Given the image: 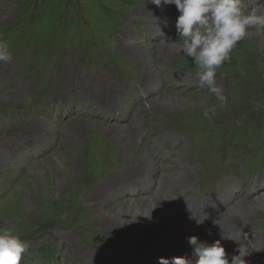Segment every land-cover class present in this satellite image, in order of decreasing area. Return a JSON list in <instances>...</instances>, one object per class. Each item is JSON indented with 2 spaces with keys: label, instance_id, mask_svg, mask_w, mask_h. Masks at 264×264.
<instances>
[{
  "label": "rangeland",
  "instance_id": "1",
  "mask_svg": "<svg viewBox=\"0 0 264 264\" xmlns=\"http://www.w3.org/2000/svg\"><path fill=\"white\" fill-rule=\"evenodd\" d=\"M257 3L245 0L244 6ZM153 6L151 0H0V41L8 43L13 56L11 62H0V143L12 154L9 160L0 158V227L13 229L27 243L21 264H124L130 256L122 257L121 252L138 245L143 232L129 231L132 226L125 223L117 230L105 229L119 222L120 209L132 199L156 195L166 175L182 171L195 177L192 186L160 198V206L172 209L169 202L180 197L178 212L191 224L200 220L197 208H204L206 194L224 200L226 208L235 207L237 201L250 206L237 239L251 244L247 264H264V38L239 42L217 70L215 84L201 85L191 59L165 42L178 39L175 5L162 16L165 26ZM141 10L150 13L139 15ZM125 36L134 37L139 52L119 50ZM169 47L178 52L165 60L161 49ZM149 48L147 59L158 70L147 68L158 76V88L137 83ZM94 87L100 88L97 98ZM212 88L222 90L223 104ZM122 89L124 95L118 92ZM135 114L142 116V129L133 122ZM38 122L54 124L55 133L45 136L36 129ZM94 122L127 124L136 140L128 147L145 143L159 163L142 183L126 182L99 212L81 199L93 188L87 185L118 175L114 166L103 172L100 181L86 175L71 192L83 175L76 167L92 141L90 132L100 130ZM19 137L25 141L16 147ZM137 151L132 149L131 155L119 160H132ZM35 164L42 174L35 175ZM189 199L195 201L192 206ZM218 204L209 216L217 221L223 212ZM203 225L194 224L203 232L214 226ZM237 228L228 227L225 234H235ZM191 236L157 248L152 238L146 240L149 247L141 259L154 261L168 253L169 259L176 255L196 260L186 239ZM211 236L196 237L206 244L221 240ZM129 242L133 245L127 247ZM175 249L179 250L174 255Z\"/></svg>",
  "mask_w": 264,
  "mask_h": 264
},
{
  "label": "bare ground",
  "instance_id": "2",
  "mask_svg": "<svg viewBox=\"0 0 264 264\" xmlns=\"http://www.w3.org/2000/svg\"><path fill=\"white\" fill-rule=\"evenodd\" d=\"M153 7H154L153 8L154 13L157 15H160L162 18V16H165L169 13L168 11L172 10L174 5H163L161 7H157L154 4ZM146 8H148V7H146ZM148 12L150 13V11H148ZM148 12L141 10L138 12V14L139 15L148 14ZM151 12H152V10H151ZM162 26H165L164 19L162 21ZM124 41H125V43L118 45L120 47L119 50H121L123 53L130 54L133 52H139L140 51L139 47L135 43V39L133 36H125ZM134 50H136V51H134ZM151 50L152 49L149 48L146 50V52H144L146 59L150 56ZM175 52H178V49L173 50L172 47H169L168 49L162 48L161 49V56H163L164 59L167 60V59H169L170 55L173 56L174 55L173 53H175ZM147 67H149L151 69V71H153V70L157 71L158 70V67L155 66L154 64H152L149 61V59H147L145 61V66L143 65V67H142L144 69L143 73L141 75H139V77L137 79V83L140 85V87L142 85H144V87L150 86L151 88H158L159 87L158 84H160L158 76L153 75V74L150 75V72H149ZM152 73L155 74V72H152ZM77 80H79V79H77ZM99 81L102 83V79ZM94 88H95V91H97V92H95L96 97L93 96V98H97V96H98L97 94L100 93L98 91V89H100V88L99 87H97V89H96V87H94ZM107 89H109V88H107ZM118 92L121 93V95L125 94V91H123V89L121 91H118ZM111 93H113V92H110V91L108 92V94H111ZM85 96L87 97L86 93H85ZM113 97H115V95ZM111 101L112 100L110 99L108 102L111 103ZM115 103H117V102H115ZM75 120L78 122L81 121V120H77V119H75ZM133 120H134L133 122L136 124V126L139 129L143 128V123H142L143 119H142L141 115L135 114L133 116ZM6 122H9V121H7L5 119L4 123H6ZM37 124H38L37 125L38 127H36V129L38 128V131L41 130L40 132H43V134L45 136H49V135L55 133L56 126H54V124L43 123V122H38ZM93 125H98L100 130H92V132H90L91 135L89 138L92 139V141H91V143L86 145L85 148L82 150L81 158L78 161V165L76 167V169H80V170L82 169L83 175H82V173L79 175L80 177H79V179L77 178L78 180L76 182L77 185H73V187L71 188V192H74L76 187L78 185H80V182L86 179V175H88V177L91 176L92 178L94 176V178L92 180L93 182L94 181H100L101 178L103 177L102 176L103 172L107 168H109L110 166H112V167L114 166L116 171L119 172L118 175H116L115 177L114 176L106 177L105 179L101 180L98 183L95 182L96 185H94L95 183L93 185H87L88 188L89 187H91V188L93 187V188L92 189L90 188L91 190H89V192L86 193L84 195V197H82V199H81L82 204L84 206L94 207V210L99 212V209L101 206H103L104 202L107 199H109L112 195H114L116 192H119L124 187L126 182H131L132 184L133 183L137 184L138 182L142 183L140 180L146 179L149 175H151L152 173H155L157 165H159V163L156 160H154L153 154L150 152L151 149L148 150L145 147V145H146L145 143L138 142V141H137L138 148H132L134 150L138 149L136 156H133L132 160H128V161L119 160V158L122 157V155H131L132 149H131V147H128V143H130L132 141H136L127 124H122V125H116L115 124V125L106 126V125H102L100 123H98V124L95 123ZM77 131L79 132V130H77ZM78 132L74 133V135L77 138H79ZM37 133L38 132H36V134ZM169 136H174V134L169 135ZM35 137L36 136H34L32 138H35ZM23 141H25V139L20 138V139L15 140L14 142L17 143L16 147H19ZM11 155L12 154L9 155L7 153L6 144H4L3 142L0 143V158L4 159V160L5 159L9 160L12 158ZM116 160H119L120 164H122V165L115 163ZM33 166L34 167H32L33 168L32 170L35 173V175H40L43 173V171L38 166V164H35ZM186 166H188L190 168L192 167L189 163H186ZM136 167H138V170L134 171V168H136ZM81 177H82V179H81ZM194 179H195V177L190 175L188 171H182L180 173L174 172L172 174L166 175L165 178L162 180V182L160 184H158L159 187H157V189H159V191L157 192L156 195H154V196L144 195L145 197H141L139 199H132V200L130 199L131 201L127 205H125L122 209H120V211H119L120 212L119 222L117 224H112V226H110L109 228H106L105 231H109V230L113 231V229L117 230L120 228V226L122 224L125 223V224H130L132 226V228L129 231L139 230V231L143 232L142 234H144L143 237L141 236V238H142L141 240L135 242L138 245L130 247L126 250L124 249V251L121 252L122 257L130 256V260H128L127 262L125 261L124 264H151V263L153 264V262L155 264H159V259L161 257L169 259L168 253H166L164 256L156 257L154 259V261H152V258L141 259L142 251H144L146 248L149 247L148 245L145 246L144 244L146 243V240H151V238H152V244H154L156 246L155 248L159 247L160 245H162L166 242L172 241V239L177 240V239H180L181 237H186V236H191V235H193V236L210 235L209 239H211V237H212L211 235L214 234L215 236H219V238L221 239L220 225L223 228L224 233H226V231H227L226 229H228V227L232 228V226L236 225V227L242 228L244 223H247L248 218L246 217L245 212L247 211V209L250 206L243 204L240 201H237L235 207L234 206H227V208H226L225 204L223 203L224 200L223 201L221 199L219 200V198L217 200V198L215 196H213L212 194L211 195L206 194L203 197V207H204L203 213H208L209 209H210L209 207L216 206V202L220 203L218 205H220L223 212L220 215V219H218V221L215 220L220 225L214 224L215 221H211L209 218L204 219V218H206L205 215L202 216V219H204V222H203L204 225L203 226L210 225V224L214 225V226L211 225L213 227L211 229H209L210 231L208 229L205 232L201 231L198 226H194V224L198 225L195 220L193 222L194 224L193 223L191 224L189 222L191 220H189L188 217L183 216L178 212V201H179L180 197L177 198L178 197L177 196L172 202H169V205H174V207L172 209H169L170 207L167 208V207H161L160 206V203L162 202V201H158V200H160V198H166L172 192H174L176 190L178 191V189H180V188L187 190L188 188H190L192 186ZM92 181H90L89 179L86 180L87 184L92 183ZM224 190L228 191V188L225 187ZM187 193L188 192L185 191L183 193V195H185ZM218 194H219V192H218ZM174 195H175V193L173 194V196ZM169 198H171V197H169ZM230 198L231 197H229L228 199H230ZM189 202L194 203L195 201H194V199H189ZM94 216H96V215H94ZM222 220L225 222V225L221 222ZM209 233H211V234H209ZM135 238H137V237H135ZM202 242H204V241H201V243ZM129 244L133 245L129 242V243H127L126 246L128 247ZM123 246H125V244ZM142 246H145V247H142ZM236 247H237V244L234 246L228 245V247L227 246L225 247L227 253L229 254V257H231V255H233V254H236L235 253ZM77 248H76V251H77ZM187 248L189 249L190 247H187ZM79 250H80V248H79ZM178 250L179 249H175L171 252L175 255V253H177ZM261 252H258L256 254V257L257 256L260 257ZM175 257H176V255H175ZM175 257H171L170 259L172 260ZM180 258H182V257H180ZM131 259H134L135 261L131 260ZM187 260H190V258L187 257ZM190 261H194V259H191ZM118 264H121V263H118Z\"/></svg>",
  "mask_w": 264,
  "mask_h": 264
},
{
  "label": "clouds",
  "instance_id": "3",
  "mask_svg": "<svg viewBox=\"0 0 264 264\" xmlns=\"http://www.w3.org/2000/svg\"><path fill=\"white\" fill-rule=\"evenodd\" d=\"M157 7L175 5L179 16L176 20L177 40L168 42L178 46L180 53L191 59L194 74L201 85L212 87L216 82L217 70L239 42L251 37L264 38V0H258L253 7H245V0H151ZM13 56L6 41H0V62H11ZM217 99L223 104L222 90L212 88ZM207 219V218H204ZM204 219L197 220L198 226ZM214 224L220 225L217 221ZM221 240L237 244L235 253L229 257L221 240L212 244L199 242L198 237H187L198 259L190 261L161 257L159 264H247L251 244L240 243L237 239L242 229L235 234H225L221 227ZM211 234V233H209ZM27 243L13 229L0 227V264H21L27 251Z\"/></svg>",
  "mask_w": 264,
  "mask_h": 264
}]
</instances>
